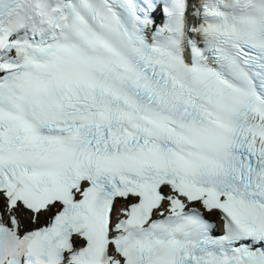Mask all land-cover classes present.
Masks as SVG:
<instances>
[{"label":"snow or ice","instance_id":"6c2138e0","mask_svg":"<svg viewBox=\"0 0 264 264\" xmlns=\"http://www.w3.org/2000/svg\"><path fill=\"white\" fill-rule=\"evenodd\" d=\"M0 264H264V0H0Z\"/></svg>","mask_w":264,"mask_h":264}]
</instances>
